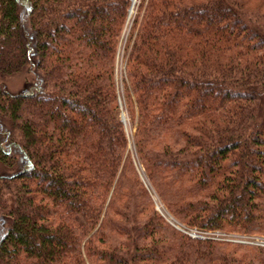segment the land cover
Wrapping results in <instances>:
<instances>
[{"label": "trees", "instance_id": "obj_1", "mask_svg": "<svg viewBox=\"0 0 264 264\" xmlns=\"http://www.w3.org/2000/svg\"><path fill=\"white\" fill-rule=\"evenodd\" d=\"M0 0V264H264V0ZM144 6V7H143ZM134 128L127 151L121 111ZM123 113V112H122ZM21 162L23 164L21 165Z\"/></svg>", "mask_w": 264, "mask_h": 264}, {"label": "rangeland", "instance_id": "obj_2", "mask_svg": "<svg viewBox=\"0 0 264 264\" xmlns=\"http://www.w3.org/2000/svg\"><path fill=\"white\" fill-rule=\"evenodd\" d=\"M252 1L251 4L256 6L257 0H250ZM142 2V0H135L132 4V0L130 1V10L128 11V16L126 19L125 26L122 31L121 38L119 40V44L117 47V56H116V66H115V73H116V83L118 88V94L120 100H122V93H123V80H124V58H125V45L127 42V39L129 37L133 21L136 18L139 10V5ZM146 3V0L144 2V5ZM144 7V6H143ZM35 62L36 57L32 55L29 64L26 66V68L18 74L9 75L5 77L0 76V87L7 93L14 95L19 93H27L30 91H33L37 88H39V79L35 70ZM123 112V113H122ZM121 114L124 116V126H125V132L127 136V151L132 159L135 158L134 153V146H133V134H134V128L131 126L129 119L127 118V114L125 110L121 111ZM23 162H21V165ZM136 168L139 173L140 179L146 188V190L149 193V196L152 200L153 207L156 210V212L167 222L171 227H173L169 221H172L174 223L177 222V224L183 225L181 222L176 220L173 216L169 214L167 209L164 207V205L160 202L159 198L154 194L149 187L148 182L146 181V178L143 174L142 168L137 164ZM19 167V163L12 167L7 168L3 166L0 163V175L1 176H8L11 175L13 172H15ZM176 222H175V221ZM9 224V220L3 217H0V236L4 234ZM179 224V225H180ZM185 229L187 230H198L195 228H191L188 226L183 225ZM175 229V227H173ZM177 230V229H176ZM179 231V230H178ZM201 231V230H198ZM181 232V231H179ZM183 233V232H181ZM185 234V233H183ZM187 235V234H186ZM208 237L216 238L215 240L219 241H231V242H239V243H248L251 245L260 246L257 244L260 241H264L263 235H248V234H241V233H233V232H219V231H208ZM264 248V247H263Z\"/></svg>", "mask_w": 264, "mask_h": 264}, {"label": "built area", "instance_id": "obj_3", "mask_svg": "<svg viewBox=\"0 0 264 264\" xmlns=\"http://www.w3.org/2000/svg\"><path fill=\"white\" fill-rule=\"evenodd\" d=\"M175 221V220H174ZM170 222V224L173 226V227H175V229H177V230H179V231H181V232H183V233H185V234H187L189 237H191V238H203V237H207V235H208V232H204V231H198V230H187V229H185V228H183L184 226L183 225H181L180 223V225L179 224H177V222L176 223H174V222H172V221H169ZM257 244H259L260 246H263L264 247V241H260V242H258Z\"/></svg>", "mask_w": 264, "mask_h": 264}, {"label": "bare ground", "instance_id": "obj_4", "mask_svg": "<svg viewBox=\"0 0 264 264\" xmlns=\"http://www.w3.org/2000/svg\"><path fill=\"white\" fill-rule=\"evenodd\" d=\"M135 0H132V4L134 3Z\"/></svg>", "mask_w": 264, "mask_h": 264}]
</instances>
